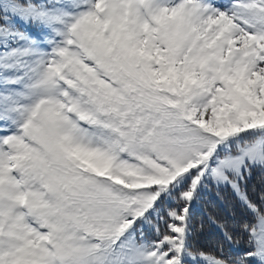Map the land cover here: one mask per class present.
I'll return each mask as SVG.
<instances>
[{"label":"snow or ice","instance_id":"6c2138e0","mask_svg":"<svg viewBox=\"0 0 264 264\" xmlns=\"http://www.w3.org/2000/svg\"><path fill=\"white\" fill-rule=\"evenodd\" d=\"M0 264H264V0H0Z\"/></svg>","mask_w":264,"mask_h":264},{"label":"trees","instance_id":"16d2710c","mask_svg":"<svg viewBox=\"0 0 264 264\" xmlns=\"http://www.w3.org/2000/svg\"><path fill=\"white\" fill-rule=\"evenodd\" d=\"M257 176H259V174H257ZM257 178L256 176L254 177V180L252 181V183L258 188L257 186ZM203 211L206 214H209L210 212H214L217 211L216 205L212 202V200H210L209 202H203ZM204 241H209L211 239H213V237L211 236H206L203 238Z\"/></svg>","mask_w":264,"mask_h":264},{"label":"rangeland","instance_id":"374dc122","mask_svg":"<svg viewBox=\"0 0 264 264\" xmlns=\"http://www.w3.org/2000/svg\"><path fill=\"white\" fill-rule=\"evenodd\" d=\"M256 178L258 179V180H257V186H258L257 189H259V187H260V179H259V176L256 175ZM209 196H210V195H209ZM207 197H208V196H205L204 201H205V200L207 201L208 199H212L211 197H208V198H207ZM202 203H203V202H202ZM202 203H201V205L198 207V209H197V213H198V212H201ZM200 218H202L201 215H199V216L197 215V219L199 220Z\"/></svg>","mask_w":264,"mask_h":264}]
</instances>
